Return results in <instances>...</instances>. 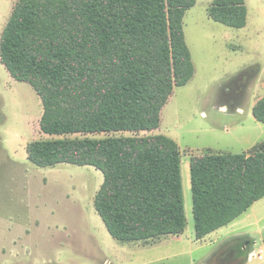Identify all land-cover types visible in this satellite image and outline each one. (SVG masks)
Listing matches in <instances>:
<instances>
[{
    "label": "trees",
    "instance_id": "trees-1",
    "mask_svg": "<svg viewBox=\"0 0 264 264\" xmlns=\"http://www.w3.org/2000/svg\"><path fill=\"white\" fill-rule=\"evenodd\" d=\"M196 0H19L0 38V64L42 101L40 130L63 137L28 145L39 168L92 166L104 175L95 209L118 242L185 232L181 151L160 129L162 111L195 67L183 21ZM245 0H213L209 17L247 25ZM264 124V98L253 109ZM133 137L90 139L96 134ZM81 136L84 138H69ZM198 237L264 198V142L248 154L192 158Z\"/></svg>",
    "mask_w": 264,
    "mask_h": 264
},
{
    "label": "rangeland",
    "instance_id": "rangeland-1",
    "mask_svg": "<svg viewBox=\"0 0 264 264\" xmlns=\"http://www.w3.org/2000/svg\"><path fill=\"white\" fill-rule=\"evenodd\" d=\"M18 2L0 0V38ZM212 2L197 0L183 21L195 67L193 79L175 89L162 111L160 130L139 134L164 135L174 140L182 153L187 229L162 246L121 243L109 235L94 207L104 181L94 167L62 164L41 169L28 161L30 143L63 137L41 132V99L31 86L14 81L0 64V264H208L223 248L225 239L195 240L190 163L208 150L246 154L264 142V124L252 113L257 95L264 97V0H246L247 25L243 29L210 19ZM240 98L247 103L243 115L221 110ZM133 136L113 133L86 137ZM75 137L84 138H69ZM67 203L74 211L82 204L85 214L70 213ZM87 205L91 206L88 210ZM256 219H261L259 225L250 224L243 232L261 240L256 246L259 249L264 248V211ZM228 258L226 253L223 259Z\"/></svg>",
    "mask_w": 264,
    "mask_h": 264
},
{
    "label": "crops",
    "instance_id": "crops-1",
    "mask_svg": "<svg viewBox=\"0 0 264 264\" xmlns=\"http://www.w3.org/2000/svg\"><path fill=\"white\" fill-rule=\"evenodd\" d=\"M196 2H197V0H196ZM245 2H246V0H245ZM228 91H230V90H228ZM255 95H253V96H255ZM259 98L260 97L257 95L256 101H255L256 104H258V102L260 100H262L264 97H262L260 99ZM242 99L243 98L238 99L235 104H232V107H228V106H225V105L222 106L221 107V110L223 112H226V113L234 110L235 113L240 114V115H243L245 113V111H244V104L246 105L247 103H244L243 104V100ZM249 103H250V105L253 104V102H249ZM256 104H254V106L252 108V113H253V109H254V107H255ZM202 115L203 116H206L205 113H203ZM161 126H162V122H161ZM161 126H160V128H161ZM158 130H160V129H158ZM248 153H246V154H248ZM207 154H221L222 155V154H231V153H219V152H214L212 150H208L207 152L204 153V155H201V156H205ZM233 155H235V154H233ZM197 157H199V156H197ZM27 159H28V154H27ZM191 161H192V159H191ZM58 166L59 165H57V167ZM35 167H37V166H35ZM78 167H80V166H78ZM84 167H87V166H84ZM37 168H39V167H37ZM52 168H55V167H49V169H52ZM41 169H47V168H41ZM181 169H182V153H181ZM190 169H191V163H190ZM103 177H104V175H103ZM103 183H104V181H103ZM103 183H102V185H103ZM102 185H101V182H100L99 190H100V188H101ZM191 186H192V184H191ZM79 202H81V201H79ZM68 207H71V206L68 204ZM90 207L91 206H88L87 205V210ZM94 207H95V200H94ZM262 211H264V198H262L261 200L255 202L253 204V206H251V208H249V210L244 213V214H248V212H249V214L246 217L242 218V216H244V214H243L239 218H237L235 221H233L232 223H230L229 225H227L225 227H222V228H220V229H218V230L210 233L209 235H207V236H205L203 238H199L198 237L197 225H196V221H195V217H194V225H195L194 237H195L196 242L202 243V242H207L208 240L211 241V242L212 241L213 242L214 241L215 242H219V240H221V239L224 240L225 239L224 240L225 244H224L223 248L219 252H217L215 255H213L210 261H207L208 264L209 263L212 264L213 261H214L213 264H219V263L220 264H250V263H253L255 261H258V262L259 261L260 262L261 261H264V248L263 247H260L259 249H256L257 244L261 240L260 241H257L258 239L254 238L253 236H250L251 235L250 233L243 232L246 228L249 227L250 224L251 225H255V226L259 225L261 219H256L255 220V218L257 217V215L259 214V212H262ZM70 213H72V214H83L84 215L85 214V210H84L83 205L81 204L80 207L78 208V210L76 209V211H74V209L71 207ZM51 215H54V212H52ZM193 216H194V213H193ZM186 220H187V218H186ZM252 221H255V223L252 222ZM186 229H187V226H186ZM186 229H185V231H186ZM179 236H182V234L181 235H177V236H166V237H162L160 240H156L153 243H144V242H132V243H139L141 246H145V247H154L156 245L162 246V244H164V242H167L168 240H171L172 237L173 238H176V237H179ZM226 253H229V258L224 260L223 259V256ZM251 254H252V257L250 258V255ZM258 256H261L262 258L259 259V258H257ZM104 264H110V263L106 261Z\"/></svg>",
    "mask_w": 264,
    "mask_h": 264
},
{
    "label": "built area",
    "instance_id": "built-area-1",
    "mask_svg": "<svg viewBox=\"0 0 264 264\" xmlns=\"http://www.w3.org/2000/svg\"><path fill=\"white\" fill-rule=\"evenodd\" d=\"M252 257V254L250 255V258ZM257 258L261 259L262 257L261 256H258Z\"/></svg>",
    "mask_w": 264,
    "mask_h": 264
}]
</instances>
